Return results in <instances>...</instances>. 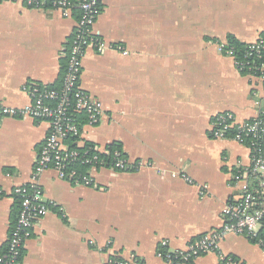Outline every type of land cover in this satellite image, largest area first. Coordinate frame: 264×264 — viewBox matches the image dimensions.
<instances>
[{
    "label": "crops",
    "instance_id": "0c3cea01",
    "mask_svg": "<svg viewBox=\"0 0 264 264\" xmlns=\"http://www.w3.org/2000/svg\"><path fill=\"white\" fill-rule=\"evenodd\" d=\"M79 16L0 0V105L23 108L25 88L60 86ZM93 31L107 49L87 51L80 83L101 101L104 117L85 126L82 139L101 149L120 144L130 162L145 165L95 170V187L45 172V198L56 206L25 243L22 264H109L115 256L166 264L157 255L161 242L184 250L221 230L222 210L245 186L234 168L250 164L249 149L214 139L211 123L226 112L253 118L260 84L217 45L258 42L264 0H103ZM48 133L47 122L31 118L0 125V251L19 211L13 192L30 181ZM220 251L237 264H264L262 248L243 235H227ZM220 263L213 252L190 264Z\"/></svg>",
    "mask_w": 264,
    "mask_h": 264
},
{
    "label": "built area",
    "instance_id": "2783aa9c",
    "mask_svg": "<svg viewBox=\"0 0 264 264\" xmlns=\"http://www.w3.org/2000/svg\"><path fill=\"white\" fill-rule=\"evenodd\" d=\"M31 8L38 10L51 8L64 18L69 17L74 9L79 10L80 17L67 48V65L62 79V87L25 88L30 103L23 108L0 105V125L7 118H31L47 122L49 133L38 154L30 181L15 188L13 194L19 202V211L11 229L6 252L0 251V264H22L23 249L35 228L55 208L53 202L45 198L41 185L42 175L52 170L60 179L85 187H95L92 172L110 168L119 172H135L144 167L143 162H130L121 159L123 151H115V163L107 165L100 155L108 154V147L101 149L96 145L84 143L83 129L98 126L104 117V108L97 100L81 87L83 60L91 48L103 54L107 46L94 35V25L101 11L103 0H20ZM226 42L217 45L219 51L234 60L240 72V63L236 62L232 51H225ZM251 45L252 50L259 51L264 42L260 39ZM121 49V48H120ZM251 56V54H249ZM246 65H243L245 67ZM259 75L248 77L260 84L255 88L252 97L256 115L246 121H238L230 112L214 117L211 128L214 139L232 138L250 151V164H237L234 168L236 183H244L237 199L231 201L222 210L224 226L221 230L205 234L190 242L184 250L172 251L168 241L161 242L157 255L166 264H190L198 257L219 253L220 264H237L232 258L220 251V243L229 234L243 235L254 240L264 252V66L248 67ZM85 119V120H84ZM233 133V136L231 134ZM85 167V171L75 168ZM182 177L194 183L187 176ZM203 190L201 194H203ZM109 264H145L142 259L131 256L128 259L112 257Z\"/></svg>",
    "mask_w": 264,
    "mask_h": 264
},
{
    "label": "trees",
    "instance_id": "16d2710c",
    "mask_svg": "<svg viewBox=\"0 0 264 264\" xmlns=\"http://www.w3.org/2000/svg\"><path fill=\"white\" fill-rule=\"evenodd\" d=\"M77 0H73V2H76ZM79 11L77 9H74L73 11ZM80 17V16H79ZM261 40L264 42V33L261 36ZM225 51H232L233 52V56L236 60V62L240 63V72L243 76H248L249 74H255V75H259V72H253L252 70H250L251 68L248 69V67H252L256 68V67H261L264 66V45H261L259 51H255L252 50L251 45L249 44H244L238 40H236L235 38H231L227 41V45L225 46ZM249 54H251V56H249ZM63 68H64V72H65V67L67 65V58L63 61L62 63ZM243 65H246L245 67H243ZM62 87V82L60 84V86H57L55 89H60ZM85 120V119H84ZM231 136H233V133L231 134ZM122 145L120 144H112L108 147V154H102L100 155V157L106 161L107 165H112L115 163V158L113 156V153L115 151H122ZM126 159L127 155L125 153H123L121 159ZM75 168H78L80 171H85L86 168L85 167H81L79 165H76ZM17 199V198H16ZM18 201V200H17ZM18 206H19V202H18ZM17 209L19 210V208H16L14 211V214L17 213ZM18 214V213H17ZM17 217V216H16ZM15 217V219H16ZM16 221V220H15ZM6 248H4L3 250H1V252H6Z\"/></svg>",
    "mask_w": 264,
    "mask_h": 264
}]
</instances>
